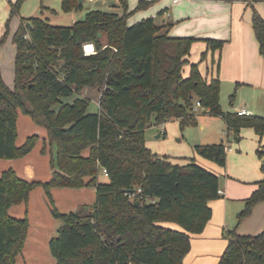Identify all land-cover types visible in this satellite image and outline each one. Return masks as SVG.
Returning a JSON list of instances; mask_svg holds the SVG:
<instances>
[{"label": "trees", "instance_id": "trees-1", "mask_svg": "<svg viewBox=\"0 0 264 264\" xmlns=\"http://www.w3.org/2000/svg\"><path fill=\"white\" fill-rule=\"evenodd\" d=\"M22 0L12 4V12ZM264 1V0H263ZM154 0H140L136 9ZM124 12L90 9L72 24H55L42 15L22 17L13 34L16 45L14 87L0 66V158L28 154L38 139L30 135L17 143L20 110L46 127L52 176L31 181L9 167L0 174V264H16L29 229V220L9 213L12 204L27 202L31 190L95 186L93 206L53 214L62 219L50 240L56 264H184L191 249V233L201 232L212 217L211 199L220 197L219 175L195 157L185 164L168 154L152 151L145 130L152 124L193 120L196 100L206 112L222 116L239 139L243 126L264 133V115L225 111L221 80L202 74L199 62H189L195 36L170 34L171 21L148 16L128 23L133 12L121 0ZM83 1L62 0L65 11L80 9ZM254 29L264 56V17L255 12ZM9 33V22L0 38ZM94 41L97 52L86 54L83 44ZM208 51L220 50L224 39L206 38ZM86 87L100 91L98 110H89ZM235 94H232L234 98ZM72 97V99H69ZM196 153L219 165L227 164L225 142L197 143ZM257 153L263 177L246 199L240 219L264 201V145ZM107 179H101L103 169ZM141 194L132 197L138 188ZM139 201V204H137ZM176 222L183 229L164 222ZM227 246L218 264H264V230L241 234L225 232Z\"/></svg>", "mask_w": 264, "mask_h": 264}, {"label": "crops", "instance_id": "crops-1", "mask_svg": "<svg viewBox=\"0 0 264 264\" xmlns=\"http://www.w3.org/2000/svg\"><path fill=\"white\" fill-rule=\"evenodd\" d=\"M108 2L104 0L101 4L109 6L87 7L86 12L90 9L117 11L120 14L124 12L121 0ZM136 2L139 4L140 0L133 1L134 4ZM130 8L129 5V10H132ZM139 10H141L139 14L141 17L129 21L131 17L129 16V24L148 16H154L159 21L173 22L170 29L171 35H190L197 38L192 44L189 62L184 65L183 73L188 75L191 63L199 62L204 77L210 79L219 76L221 97L224 94L227 96L235 94L231 105L224 104L223 110L237 111L240 108H246L250 114L264 115V56L260 51V43L253 21L255 12L264 17L263 0H179L177 2L154 0L151 5ZM82 18L84 17L72 20L74 22ZM206 38L224 39L225 42L220 50H210L202 59V52L208 48ZM15 55L12 59L14 75L13 69L12 75L8 76L1 68L5 81L12 88L15 77ZM94 89L97 88L86 87L83 94H95ZM97 90L100 97V91ZM233 91L235 93H232ZM218 117L223 118L220 115ZM22 124L26 125L23 133L20 131ZM17 125L19 145L33 134H37L38 139L28 154L18 158H0V174L3 170L12 167L19 176L28 180L40 182L49 180L53 168L52 165L49 166V158L45 151L49 144L46 127L36 123L29 114L21 110ZM227 129L224 128L227 139L225 143L227 164L225 166L196 153L194 145L197 142L189 148L184 159H182L183 156H170L173 162L180 164L188 163L191 157H195L199 164L219 175L222 190L220 197L209 201L213 214L204 229L199 233H191V249L184 257V264H218L228 243L225 232L230 229L235 228L241 234H257L264 230V201L255 203L251 212L244 218L240 219L239 216L246 207V199L252 195L257 188V182L263 177L261 158L257 150L260 142L264 145V133L260 140L253 126H243L239 133L240 138L237 139L234 132L231 129L227 131ZM213 138L209 136L202 140L206 143V141L216 140ZM220 142H224L223 139ZM53 154H51V159ZM34 189L30 192L28 204L23 201L9 207L10 214L17 217L26 216L29 220L25 245L17 257L16 264H21L20 262H23L26 256L32 261L42 255L49 257V254H52L50 240L57 234L63 222L61 218L53 214L50 204H42V208H39L37 204L30 203ZM51 194L54 200L58 196L59 203L61 201L67 203L57 204L60 212L76 211L89 202H95L93 198L96 197V187L92 185L79 188L54 186L51 188ZM164 224L183 229L176 222H164Z\"/></svg>", "mask_w": 264, "mask_h": 264}, {"label": "rangeland", "instance_id": "rangeland-1", "mask_svg": "<svg viewBox=\"0 0 264 264\" xmlns=\"http://www.w3.org/2000/svg\"><path fill=\"white\" fill-rule=\"evenodd\" d=\"M18 0H0V38L6 30V23L9 22V33L6 39L0 43V66L4 70L5 75H14V68L12 67V59L14 58L16 52V46L13 42V34L18 28L22 17H32L36 15H42L49 21L58 24H70L73 22L72 19L85 17L86 8H95L98 5H102L101 1L104 0H84L83 6L80 9H73L71 11H65L62 7V0H22L18 9L12 12V4H15ZM105 1H115V0H105ZM134 0H128L129 5L132 9L131 17L129 21H133L134 18H139L141 10L136 9L138 2L133 3ZM108 2V3H109ZM109 6L108 4L102 5ZM95 90V94L88 95L91 99L89 110H98V90ZM225 91V90H224ZM232 93H235L233 91ZM69 99H72L70 97ZM234 98L232 96H227L226 94L221 97L222 106L231 105ZM196 103V102H195ZM228 103V104H227ZM195 105V104H194ZM228 107V106H227ZM26 125L22 124L20 126V131L23 133ZM224 128L227 129L226 122L223 118L218 117V115H213L206 112L203 108L198 110L195 117L186 126H182L179 119L168 120L164 123L153 122L145 130V140L147 146L154 152L159 154H168L169 156H183L187 155L186 152L190 147L197 143H204L202 140L204 137H214L212 141H206V143H212L213 141L226 143V133H224ZM228 131V129H227ZM46 155L48 156L49 166H51V148L48 144V148L45 149ZM53 153H56V147L54 145ZM34 156V155H33ZM101 179H107V176L103 171L100 174ZM41 186V187H40ZM39 187V189H36ZM32 193V198L30 203L37 204L39 208H42V204H50L51 209L57 204H67L64 201L59 203L58 196L57 199H52L44 191L45 187L40 183L34 187ZM96 198V197H95ZM93 198V201H95ZM29 203V204H30ZM25 204H28L25 202ZM93 203H88L85 206H93ZM59 208V206H58ZM60 209V208H59ZM171 222V221H170ZM30 258V257H29ZM27 256L24 258L23 262L25 264H56V258L49 254V257L38 256L34 260H29Z\"/></svg>", "mask_w": 264, "mask_h": 264}, {"label": "built area", "instance_id": "built-area-1", "mask_svg": "<svg viewBox=\"0 0 264 264\" xmlns=\"http://www.w3.org/2000/svg\"><path fill=\"white\" fill-rule=\"evenodd\" d=\"M174 2H177V1H179V0H173ZM83 49H84V52L86 53V54H91V53H95V52H97L98 50H97V47H96V44H95V42L94 41H86V42H84V44H83ZM202 107V102H201V100H196V103H195V105H194V107H193V110L195 111V112H197L198 110H200V108ZM237 112H238V114H240V115H243V114H250V112L246 109V108H240V109H238L237 110ZM226 149H227V146H226ZM103 171L107 174V169L106 168H104L103 169ZM141 192H142V189L139 187L134 193H131L130 195L132 196V197H134L136 194H141ZM219 192H220V194L222 193V190L221 189H219Z\"/></svg>", "mask_w": 264, "mask_h": 264}, {"label": "water", "instance_id": "water-1", "mask_svg": "<svg viewBox=\"0 0 264 264\" xmlns=\"http://www.w3.org/2000/svg\"><path fill=\"white\" fill-rule=\"evenodd\" d=\"M80 2L83 1V0H79ZM137 204H139V201H137Z\"/></svg>", "mask_w": 264, "mask_h": 264}]
</instances>
